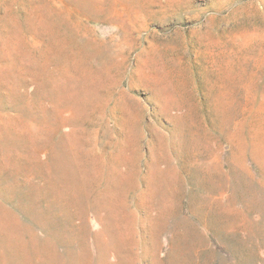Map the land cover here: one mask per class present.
I'll return each mask as SVG.
<instances>
[{
  "label": "rangeland",
  "instance_id": "1",
  "mask_svg": "<svg viewBox=\"0 0 264 264\" xmlns=\"http://www.w3.org/2000/svg\"><path fill=\"white\" fill-rule=\"evenodd\" d=\"M0 264H264V0H0Z\"/></svg>",
  "mask_w": 264,
  "mask_h": 264
}]
</instances>
